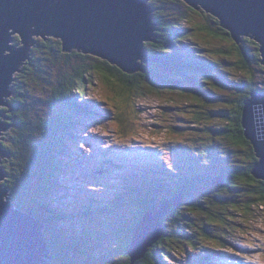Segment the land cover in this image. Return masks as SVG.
Masks as SVG:
<instances>
[{
  "label": "trees",
  "instance_id": "trees-1",
  "mask_svg": "<svg viewBox=\"0 0 264 264\" xmlns=\"http://www.w3.org/2000/svg\"><path fill=\"white\" fill-rule=\"evenodd\" d=\"M165 1L177 6L175 16L170 17L165 14L167 11ZM158 2H160V5L157 7L155 3ZM150 3H152L154 9L157 7L153 14L157 30L152 36V41L145 44V48L159 62L153 64L147 73L128 75L98 57L92 58V56L76 50L66 53L63 51L61 41V51L66 53L63 55L66 56V59L73 57L76 61L71 67V73L62 76L59 87L53 93L52 102L62 104L63 113L59 111L57 117L53 119L55 112L52 111L50 114L52 118L49 116L44 122H35L30 111L36 104L32 105V101L28 100L31 91L29 84L30 91L24 87V90H20L21 92L18 95L16 92L15 95L13 94V111L9 112L8 117L11 119L13 126L15 125L14 132L18 134L20 143L23 141L30 149V156H27L26 161L24 160L20 164V169L11 178L13 183L12 192L15 198V204L12 203V205L16 210L25 214H33L36 217L34 211L26 209L28 207L27 202H23V197L25 201V198L34 197L33 192H36V198L34 199H49L46 207L48 209L52 208L50 203L54 198L53 195H49V187L44 183L50 182L51 177H47L49 173L56 172L57 175L59 174L57 172L58 167L53 165L55 164L53 162V152L55 149L61 148L63 137L74 140V135L68 130L71 126L69 117L72 116V113L73 116L90 114L86 111L90 107L89 101H87L89 96L86 87L92 85L93 74H101L100 76L111 85L115 83L117 85V87L114 85L115 90L120 93V96L126 95L129 99L135 93H140V90L145 92L144 87L157 91L167 89L185 95L193 93L197 104L201 102L210 104V102L217 100L227 107L224 115L221 116L224 126L215 128V130L208 128L219 133L231 145L230 148L223 149L225 153L217 162V164L219 163L217 173L211 175L210 178L209 175L196 176V178L186 176L189 181L188 184L168 190V186L162 182L165 183L166 180L169 183L170 179L168 177L172 175L171 170L168 169V176L164 170L158 171L153 168L151 172L153 178L139 180L140 187L138 189L134 188V190L127 185L122 186L125 187L123 188L125 192L129 193L130 191L134 196L138 195V198L132 201V205H136L137 209L136 206L121 204L124 202L123 196L115 190L117 197L114 203L121 204L122 208L116 211V215L111 216L112 219L109 220L111 223L110 229H113L109 231L110 229L105 228L106 233L104 236L108 239L111 236L113 242L109 239V243L105 245L106 250L99 256L102 258L103 264H109L111 258L115 260L113 264H132V260L128 255V248L142 215L149 210H158L163 202L183 195L180 199L183 204L173 207L170 212L169 216L175 218V221L171 220V229L167 225L166 217L163 237L149 249L144 259L137 261L135 264H167V261L172 262L174 260V251L184 247L190 249L192 253L198 254L197 258H207V263L202 264H223L222 259L216 260L211 256V253H208L207 249L208 243L212 242H217L227 248H230L232 244L227 237V234L229 235L232 232V224L226 222V219L230 220V218L226 217L227 213L222 212L220 209L229 211L232 216H250L255 209L264 210V207H262L264 205V182L256 179L253 175V169L258 162V158L253 145L245 137V129L242 125L243 109L246 101L251 97V93L253 91L264 92V79L263 81L260 79L261 75L264 78V66L260 63V45L250 38H244L241 44L237 43L230 33L220 26L219 21L211 15L203 14L208 21L207 24L197 22L194 17L190 19L193 14L202 12L191 9L181 0H150ZM197 33L207 35L210 40L204 38L206 43L211 45V48L197 43H195V46H189V43H186L189 39L193 40L194 35H197ZM47 42V39L42 38L32 50L30 49L31 61L37 49L47 47ZM89 60H91L90 63ZM31 61L28 63H31ZM26 64L16 75V81L19 80L18 83L20 84L24 83V86H26V81L23 82L22 79L26 80L27 78L23 76H27ZM220 68L222 70L227 69L226 74L231 77H234L233 73L242 74V78H235L237 79L236 86L229 85L231 80L228 83V87H232L233 92L227 98L217 94L220 83L213 81L214 77L218 76L215 71L220 70ZM37 71L38 69L34 73ZM168 72H173L181 80L171 78ZM182 76L189 79L190 84L194 87H185ZM211 82L214 83L215 88L207 87ZM16 85L17 82L13 85V90ZM196 86H198L199 91L206 93L207 97L205 99H202L201 94L195 90ZM207 88L212 91H208ZM22 96H24V100ZM82 104L87 108L78 110L77 106ZM67 113L69 115H66ZM119 114L118 121L126 116L125 112ZM203 114L202 112L195 114V121L200 123L204 119ZM67 125L69 127L65 128ZM36 141L38 142L36 143ZM154 170H156L155 173ZM155 175L158 177H154ZM32 178H36L38 182L40 180L39 183L41 184L38 183L37 186L36 182L30 183ZM206 178L209 179V184L215 178H223L225 181L224 186L217 188L220 194L213 196L211 202L201 198L199 194L192 196L199 187L197 183ZM192 179L195 180L191 182ZM20 183L24 187V193L26 189L28 190L26 192L27 197L20 190L22 193L20 201L22 203L16 202L18 195L15 189L20 186ZM231 194L235 195L234 198ZM242 196L245 199L240 200L238 197ZM185 198L188 202L184 204ZM111 205L112 203L109 204V207ZM214 206L219 211L215 212ZM63 208L61 207L62 210ZM62 210L61 214H57L58 210H52L50 213L44 214V217L37 218L44 225L46 237L52 242V246L49 247H51L54 258L57 260L52 264H87L85 262V252L89 253L90 249L95 247L92 240H94L96 233L92 234V231L89 229L86 231L85 228L81 231L82 228L79 227L82 237L79 239L77 235L71 236V231L67 229L70 228L69 226H73L71 229L74 233L77 231L76 226L73 222H68V216L62 214ZM83 211L85 214L91 213L88 207ZM83 211H80V213H83ZM108 211L107 208L106 212ZM61 229H63L64 234H62ZM105 240L99 239V242ZM45 256H47V253H45ZM90 264H96V262H90ZM110 264L112 263L110 262Z\"/></svg>",
  "mask_w": 264,
  "mask_h": 264
},
{
  "label": "rangeland",
  "instance_id": "rangeland-1",
  "mask_svg": "<svg viewBox=\"0 0 264 264\" xmlns=\"http://www.w3.org/2000/svg\"><path fill=\"white\" fill-rule=\"evenodd\" d=\"M159 3H155V5L158 7ZM149 4L153 7L152 3ZM165 8L167 9L166 15L175 16L176 5L165 1ZM201 12L193 14L190 19L194 17L197 22L207 24L208 21L203 16L206 13L204 11ZM16 36L18 37L15 38ZM44 37L48 40L47 47L37 49L31 63H25L27 65V76H23L27 78L26 80L22 79V81H26V86H24V83H18L19 80L16 81L15 75L14 82L10 87V91L14 95L15 92L18 95L21 92L20 90H24V87L29 89V84L32 92L29 89L30 99L28 100L32 101V105L36 104L30 111L35 122H44L52 111L55 112L53 119L57 117L59 111L63 113V105L58 102H52L53 93L59 87L62 76L71 73V67L76 63L73 57L66 59V56L63 55L67 52L61 51V38ZM204 37L210 40L207 35L197 33V35H194L193 40L189 39L186 43H189V46H195V43H197L198 45L211 48V45L206 43ZM40 38H42L41 35L32 36L33 41L30 48ZM10 45L15 46L17 49L24 47L23 41H21L17 33L12 34ZM60 51L62 52L61 54ZM6 55H9V53ZM208 57L212 58L209 55ZM92 58H95V56H92ZM88 62L90 63L91 60ZM140 63L141 61L138 60L137 64L139 65ZM37 69L38 71L34 73ZM226 71L227 69L222 70L221 68L216 70L215 72L218 76L214 77L213 80L215 83H220L217 94L225 98L233 92V88L228 87L230 80L231 84L229 85L236 86L237 79L235 78H242V74L233 73L234 77H231L226 74ZM147 72L148 70L145 73ZM100 75L99 73L93 74L92 85L86 87L89 96L87 101H89L90 106L86 111L90 112V114L73 116L72 113L73 117H69L71 126L68 128L69 125H67L65 128L72 132L74 140L69 137H63L61 148H57L53 152V162H55L53 165L58 167L57 172L59 174L57 175L56 172L49 173L51 175L48 174L47 177H51L50 182L44 183L49 187V195H53L54 198L50 203L52 208L48 209L46 207L49 199H34L36 198V192H33L34 197L25 198V201L23 197V202H27L28 207L26 209L34 211L36 218H42L45 216L44 214L50 213L52 210H58L57 214H61V207H64L62 214L67 215L68 222H73L77 229L73 233L71 229L73 226H69V229L66 228L71 231V236L77 235L79 239L82 237L79 227L82 228L81 231L85 228L86 231L87 229L92 231V234L96 233L94 240H92L95 247L90 249V254L87 251L85 252V262L87 264H90V262H96V264L104 263L99 255L106 250L105 245L109 243V239L112 240L111 236L109 239L104 236L106 233L105 228L110 229L111 223L109 220L112 219L111 216L116 215V211L122 208L121 204L131 206L132 201L138 198V195L134 196L130 191V194L125 192L123 189L125 187L122 186L127 185L133 189H138L141 178L143 180L153 178V173H151L153 168L158 171L164 170L168 176V169L171 170L172 175L168 177L170 179L169 183L166 180L165 183L162 182L168 186V190L188 184L187 177L196 178V176L204 177L209 175L210 178L211 175L217 173L216 170L219 167L217 162L225 153L223 149L226 150L231 147L227 139L221 137L219 133L208 129L212 128L215 130V128L224 126L221 118L227 108L224 103L214 100L210 104L202 102L197 104L193 93L185 95L179 92H171L167 89L157 91L146 87H144L146 89L145 92L140 90V93H135L129 99L126 95L120 96V93L115 90L117 85L115 83V86L111 85ZM168 75L171 78L181 80L173 72H168ZM181 78L185 87H194V85L190 84L189 79L183 76ZM260 79L263 81V75H261ZM16 82L17 85L13 90V85ZM213 84L211 82L207 87L215 88ZM208 88V91H212ZM195 90L201 94L202 99L207 97L205 92L198 90V86L195 87ZM14 95L9 96L5 100L12 108ZM22 99H25L24 96H22ZM77 107L78 110L87 108L83 104ZM8 111L9 107L0 106V114H4L7 118L4 119L0 116V122L13 125L8 117ZM124 112L126 116L118 121V114H123ZM198 112L204 113V119L200 123L195 121V114ZM66 115H69V113ZM14 128L15 126L4 131L0 138V146L6 152V156L0 159V171L6 176L3 180H0V188L7 190L9 202L13 204H15V198L12 192L13 183L11 178L20 169V164L27 156H30V149L23 141L20 143ZM31 144L33 147L32 140ZM39 150L41 149L39 148ZM156 170H154V173ZM154 177L158 176L155 175ZM194 180L192 179L191 182ZM34 182L38 186L41 181L39 180L38 182L36 178H32L30 183ZM21 184L15 189L18 195L16 202L18 203H22L20 201L21 191L26 197V192L28 191L26 189L24 193V187ZM197 186H199L197 192L192 196L199 194L201 198L210 201L213 196L220 194L217 191L219 190L217 189L218 187L209 184L208 178L197 183ZM115 190L119 191L118 194L123 196V203H114L117 197ZM231 196L234 198L235 195L231 194ZM238 198L240 200L245 199L243 196ZM46 201L47 203H45ZM187 202L185 198L184 204ZM111 203L110 208L109 204ZM132 206L135 207L136 205L133 204ZM86 207L90 208L91 213H84L83 210ZM13 208L15 209L14 206ZM107 208L108 212H106ZM213 209L215 212L219 211L216 206ZM220 210L227 213L226 217L230 218V220L232 219L231 222L226 219L227 223L232 224V232L229 235L227 234L232 244L230 248H227L217 242L208 243V253H211V256L216 260L222 259L223 264H264V210L255 209L250 216H232L229 211ZM80 211H83V213H80ZM171 220L175 221V218L168 216L166 219L170 229ZM61 230L63 231V229ZM62 234H64V231ZM99 239L106 240L99 242ZM48 244L52 246L49 238ZM49 246L51 259L47 261V264H52L57 260L54 258L52 249ZM174 253V260L172 262L167 261V264L207 263V258H197L198 254L192 253L186 247L178 249ZM71 257L73 258L72 255ZM69 260L72 261L71 258ZM114 261L111 258L109 264L110 262L113 264Z\"/></svg>",
  "mask_w": 264,
  "mask_h": 264
},
{
  "label": "water",
  "instance_id": "water-1",
  "mask_svg": "<svg viewBox=\"0 0 264 264\" xmlns=\"http://www.w3.org/2000/svg\"><path fill=\"white\" fill-rule=\"evenodd\" d=\"M181 1L215 17L237 43L244 38L257 42L264 66V0ZM149 3L150 0H0V106L9 107L8 112L13 109L5 100L14 94L10 91L14 76L31 61L29 51L35 35L61 38L64 52L76 50L98 57L125 74L145 73L159 62L145 48L157 30L154 8ZM14 33L20 36L23 48L10 45ZM0 116L7 119L4 114ZM242 125L258 158L253 175L264 182V92L251 93L243 109ZM11 127L0 122V138ZM5 156L0 146V159ZM5 177L0 171V180ZM211 185L222 187L225 181L215 178ZM182 197L176 196L163 202L158 210L142 215L128 248L132 264L144 259L163 237L165 218L182 203ZM43 226L33 214L14 209L7 190L0 188V264H47L51 257Z\"/></svg>",
  "mask_w": 264,
  "mask_h": 264
},
{
  "label": "flooded vegetation",
  "instance_id": "flooded-vegetation-1",
  "mask_svg": "<svg viewBox=\"0 0 264 264\" xmlns=\"http://www.w3.org/2000/svg\"><path fill=\"white\" fill-rule=\"evenodd\" d=\"M17 37H18V36H16L15 38H17ZM39 40L41 41V40H42V38L38 39V40H37V42L35 41V44H34V45L31 47V50L34 48V46H36V45H37V43H38V41H39ZM12 47H15V46H12Z\"/></svg>",
  "mask_w": 264,
  "mask_h": 264
},
{
  "label": "snow or ice",
  "instance_id": "snow-or-ice-1",
  "mask_svg": "<svg viewBox=\"0 0 264 264\" xmlns=\"http://www.w3.org/2000/svg\"><path fill=\"white\" fill-rule=\"evenodd\" d=\"M262 207H264V205H262ZM235 210V209H234ZM251 246V245H250ZM229 251H231V249H229ZM237 255H239V253H237Z\"/></svg>",
  "mask_w": 264,
  "mask_h": 264
},
{
  "label": "bare ground",
  "instance_id": "bare-ground-1",
  "mask_svg": "<svg viewBox=\"0 0 264 264\" xmlns=\"http://www.w3.org/2000/svg\"><path fill=\"white\" fill-rule=\"evenodd\" d=\"M142 179V178H141ZM21 212V211H20ZM44 227V226H43Z\"/></svg>",
  "mask_w": 264,
  "mask_h": 264
},
{
  "label": "clouds",
  "instance_id": "clouds-1",
  "mask_svg": "<svg viewBox=\"0 0 264 264\" xmlns=\"http://www.w3.org/2000/svg\"><path fill=\"white\" fill-rule=\"evenodd\" d=\"M173 199V198H172Z\"/></svg>",
  "mask_w": 264,
  "mask_h": 264
}]
</instances>
